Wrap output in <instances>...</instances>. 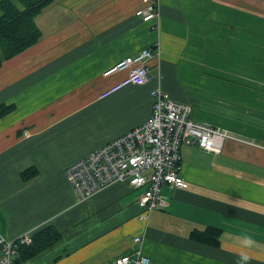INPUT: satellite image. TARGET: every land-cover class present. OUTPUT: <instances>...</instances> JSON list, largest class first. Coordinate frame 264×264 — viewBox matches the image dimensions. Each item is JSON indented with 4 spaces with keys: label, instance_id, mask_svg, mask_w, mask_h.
<instances>
[{
    "label": "crops",
    "instance_id": "0c3cea01",
    "mask_svg": "<svg viewBox=\"0 0 264 264\" xmlns=\"http://www.w3.org/2000/svg\"><path fill=\"white\" fill-rule=\"evenodd\" d=\"M140 3L50 0L33 18L40 38L0 62V104L11 106L0 118V236L60 231L20 264H112L136 246L150 264H264V0H160L149 22L135 16ZM143 48L148 81L100 99L124 76L103 71ZM156 86L230 135L221 152L182 144L188 186L162 185L146 221L144 188L125 182L79 201L67 165L143 123ZM207 226L220 230L217 247L189 238Z\"/></svg>",
    "mask_w": 264,
    "mask_h": 264
},
{
    "label": "built area",
    "instance_id": "2783aa9c",
    "mask_svg": "<svg viewBox=\"0 0 264 264\" xmlns=\"http://www.w3.org/2000/svg\"><path fill=\"white\" fill-rule=\"evenodd\" d=\"M135 16L144 22L158 19L160 0H140ZM159 56V48L157 49ZM152 57L150 48L136 55L118 59L103 71L104 76L124 72V76L105 87L100 99L129 85H143L148 81L147 61ZM152 97L149 117L140 125L109 139L85 156L71 162L65 175L77 199L86 200L115 182H125L131 188H144L139 198L143 211L138 215L147 220L150 211L163 205L161 186L186 188L187 181L180 174V147L195 145L200 149L220 153L224 141L230 137L218 127L190 117L191 107L171 99L159 86L150 90ZM32 232L16 239L0 236V264H13L18 255L17 246L30 244ZM135 244L142 242L135 236ZM112 264H150V259L135 247L130 253L117 257Z\"/></svg>",
    "mask_w": 264,
    "mask_h": 264
},
{
    "label": "trees",
    "instance_id": "16d2710c",
    "mask_svg": "<svg viewBox=\"0 0 264 264\" xmlns=\"http://www.w3.org/2000/svg\"><path fill=\"white\" fill-rule=\"evenodd\" d=\"M23 8L19 10L11 0L0 1V62L10 58L40 38L34 24V16L46 6L50 0H18ZM11 111V106L0 104V118ZM220 230L207 226L202 230H192L189 238L197 242L217 247ZM61 239L60 231L49 225L32 232L30 244L17 246V256L13 264L24 263L42 250Z\"/></svg>",
    "mask_w": 264,
    "mask_h": 264
},
{
    "label": "rangeland",
    "instance_id": "374dc122",
    "mask_svg": "<svg viewBox=\"0 0 264 264\" xmlns=\"http://www.w3.org/2000/svg\"><path fill=\"white\" fill-rule=\"evenodd\" d=\"M215 72H216V76L219 75V74L221 75V72H218V71H215ZM120 73H123V74H124V72H120ZM118 80H119V79H118ZM111 112H112V111H111ZM104 113H105V112H104ZM112 113H114V112H112ZM104 116H106L107 120H109L110 117L113 116V115H111L109 112H107V115H104ZM108 126H109V125H108ZM108 126H106L105 129L108 128ZM110 126H112V124H110Z\"/></svg>",
    "mask_w": 264,
    "mask_h": 264
}]
</instances>
